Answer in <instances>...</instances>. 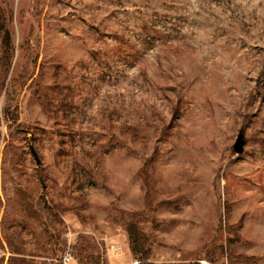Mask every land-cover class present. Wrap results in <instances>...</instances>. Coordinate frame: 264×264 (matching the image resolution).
Instances as JSON below:
<instances>
[{
  "label": "rangeland",
  "instance_id": "obj_1",
  "mask_svg": "<svg viewBox=\"0 0 264 264\" xmlns=\"http://www.w3.org/2000/svg\"><path fill=\"white\" fill-rule=\"evenodd\" d=\"M0 9V264H264V0Z\"/></svg>",
  "mask_w": 264,
  "mask_h": 264
},
{
  "label": "trees",
  "instance_id": "obj_2",
  "mask_svg": "<svg viewBox=\"0 0 264 264\" xmlns=\"http://www.w3.org/2000/svg\"><path fill=\"white\" fill-rule=\"evenodd\" d=\"M0 31L3 35V44L4 47L8 50L9 43H10V34L6 27V20L3 12L0 9ZM7 117V116H6ZM8 122L15 123L16 117L11 115L10 118L7 117ZM120 219L122 220V226L125 233L128 236V248L130 254L135 259L137 264H154L151 262V247L154 241L151 239L150 236L143 233L139 227V224L143 221V214L132 212H120ZM113 223L118 224L115 220ZM240 238L234 237L229 239L226 242L225 246H219L218 248V256L220 258L226 257L229 258L228 250L231 246L238 242ZM208 262L213 263L215 260L210 256L207 257ZM242 264H255V261L251 257H242L241 258ZM189 264H199V262H192Z\"/></svg>",
  "mask_w": 264,
  "mask_h": 264
},
{
  "label": "water",
  "instance_id": "obj_3",
  "mask_svg": "<svg viewBox=\"0 0 264 264\" xmlns=\"http://www.w3.org/2000/svg\"><path fill=\"white\" fill-rule=\"evenodd\" d=\"M243 144H244V140H243L242 134H239L235 140L234 145H233L234 152L237 154H241L243 152ZM29 149H30L32 156L34 157L36 165H40L39 158H38L35 150L33 149V147L30 146Z\"/></svg>",
  "mask_w": 264,
  "mask_h": 264
},
{
  "label": "built area",
  "instance_id": "obj_4",
  "mask_svg": "<svg viewBox=\"0 0 264 264\" xmlns=\"http://www.w3.org/2000/svg\"><path fill=\"white\" fill-rule=\"evenodd\" d=\"M71 260V255L69 252H66L63 258L60 261V264H68ZM201 264H206V262L202 261Z\"/></svg>",
  "mask_w": 264,
  "mask_h": 264
}]
</instances>
